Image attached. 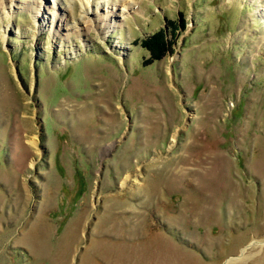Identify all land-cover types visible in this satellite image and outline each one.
Returning a JSON list of instances; mask_svg holds the SVG:
<instances>
[{
	"label": "rangeland",
	"instance_id": "1",
	"mask_svg": "<svg viewBox=\"0 0 264 264\" xmlns=\"http://www.w3.org/2000/svg\"><path fill=\"white\" fill-rule=\"evenodd\" d=\"M59 1L0 0V264H264V0Z\"/></svg>",
	"mask_w": 264,
	"mask_h": 264
},
{
	"label": "bare ground",
	"instance_id": "2",
	"mask_svg": "<svg viewBox=\"0 0 264 264\" xmlns=\"http://www.w3.org/2000/svg\"><path fill=\"white\" fill-rule=\"evenodd\" d=\"M107 1L108 0H105V3H107ZM113 1V2H112ZM53 3H56L57 4V6H58V8L60 9V8H66V5H64L63 7H62V3L59 1V0H53ZM114 3V0H111V4H113ZM38 5H40V4H37V2H36V0H31V2H29V3H27L26 5H24L23 6V8H25V9H27V10H32V9H35L36 8V6H38ZM130 5V4H129ZM127 5V6H125V8H128V7H132L133 5ZM97 6H99V4H97ZM39 8H40V6L38 7V8H36L35 10H39ZM86 10V9H85ZM88 10L89 9H87L86 10V12H88ZM39 12V11H38ZM54 15V14H53ZM112 15H115V14H112ZM111 15V16H112ZM85 19H86V17L83 15L82 16V21H85ZM112 20V18H110V21ZM111 23V22H110ZM68 27V26H67ZM75 27H77V25L76 24H74L73 26H72V28H74V32H75ZM72 28H71V30H72ZM67 29H69V28H67ZM77 32H78V30H76ZM247 249V248H246ZM245 249V250H246ZM244 250V251H245ZM234 262L235 260H234V258H231V259H229V261L228 262Z\"/></svg>",
	"mask_w": 264,
	"mask_h": 264
},
{
	"label": "trees",
	"instance_id": "3",
	"mask_svg": "<svg viewBox=\"0 0 264 264\" xmlns=\"http://www.w3.org/2000/svg\"><path fill=\"white\" fill-rule=\"evenodd\" d=\"M153 38H154V40H152ZM158 39H159L158 36L156 34H154L153 37H151L150 39L148 38V39H146V41H144V43H146L145 45H147V48L149 49L150 53L157 52V55H159L161 53L160 52L161 50L159 49V47L161 46L160 45L161 42H159ZM154 45L156 46V48H155ZM153 49L154 50L157 49V50L156 51H153Z\"/></svg>",
	"mask_w": 264,
	"mask_h": 264
}]
</instances>
